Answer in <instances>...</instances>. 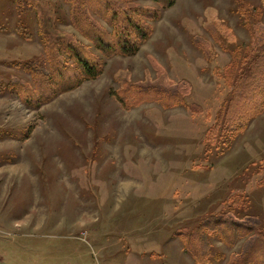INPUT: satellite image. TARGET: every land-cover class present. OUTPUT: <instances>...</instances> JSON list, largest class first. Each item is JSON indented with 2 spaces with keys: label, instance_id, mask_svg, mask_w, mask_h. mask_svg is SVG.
<instances>
[{
  "label": "rangeland",
  "instance_id": "1",
  "mask_svg": "<svg viewBox=\"0 0 264 264\" xmlns=\"http://www.w3.org/2000/svg\"><path fill=\"white\" fill-rule=\"evenodd\" d=\"M42 1L51 30L100 73L24 99L18 85L38 95L31 64L51 72L57 53L37 10L19 15L15 0H0V264H197L179 230L221 214L264 231V105L239 125L224 121L239 106L226 74L264 43V0H110L119 23L140 8L149 29L135 52L112 54L76 27L70 2ZM207 238L219 254L211 264L250 243Z\"/></svg>",
  "mask_w": 264,
  "mask_h": 264
},
{
  "label": "trees",
  "instance_id": "2",
  "mask_svg": "<svg viewBox=\"0 0 264 264\" xmlns=\"http://www.w3.org/2000/svg\"><path fill=\"white\" fill-rule=\"evenodd\" d=\"M17 14L23 15L33 9L37 10L40 22L43 24V35L45 36L46 48L48 53L56 52L57 54L49 55L51 72H45L42 68V62L31 64L30 69L34 73L38 80V95L35 93L31 86L26 84L25 86H19V93L24 99L31 101L47 100L52 94V89L58 87L61 91H66L78 86L86 79H91L100 73L99 61L94 60L87 53L78 42L72 40V38L59 36L49 26V17L51 10L49 9V3L46 4L42 0H15ZM72 5V20L73 23L84 34H86L92 41L103 49L107 54L114 52H135L139 45L144 42L149 36V29L147 25L142 22H137L136 15L141 13L139 8L129 10L126 14L122 9V13H125L126 21L119 23L118 8L111 7V1L105 0L103 2L95 4L96 0H66ZM164 7H170L174 0H157ZM93 11L99 17L105 18L111 25L113 24L114 31L107 32L104 28L97 25L90 17L89 11ZM147 12V11H146ZM146 15H150L146 13ZM127 27V31L124 29ZM54 35V36H53ZM112 41V42H111ZM62 47L65 53L74 59L75 64L68 66L61 60L57 49ZM256 54L250 57V53L245 55V59H241V68H239L240 74H235L234 71L228 72L226 75L227 80L231 86L232 100L236 102L238 100L239 106L226 108L224 115V121L229 120L232 123L243 122V119L248 118L250 115H254L259 108L264 105V43L256 49ZM93 59V60H92ZM236 63V61H235ZM230 66L229 70L236 64ZM240 65V64H239ZM249 65V66H248ZM246 66H248L246 68ZM246 68V69H245ZM233 69V70H234ZM52 74V76H51ZM41 79V80H40ZM43 83L50 88L44 90L41 88ZM245 91V95L242 91ZM128 93L141 95L143 91L136 88H132ZM50 94V95H49ZM40 95V97H38ZM175 96V94H173ZM177 96V95H176ZM39 100H38V98ZM241 99L246 101L247 105L242 104ZM32 101V102H33ZM177 101L176 97H173V102ZM230 106V105H229ZM234 108V109H233ZM262 110V109H261ZM250 116V117H251ZM236 124L233 126L235 127ZM232 126V125H231ZM234 202H238L239 198H235ZM226 214V213H225ZM221 216H210L205 219L198 226L187 229L179 230L177 235L181 236L185 243L186 251L195 259L197 264H211V258L219 256L217 251L209 244L207 235L215 234L221 240L227 244H233L237 239L242 237H250L249 246L247 250L242 254H232L229 256L226 264H264V231L256 228V226H250L249 224H242L232 219H227Z\"/></svg>",
  "mask_w": 264,
  "mask_h": 264
}]
</instances>
